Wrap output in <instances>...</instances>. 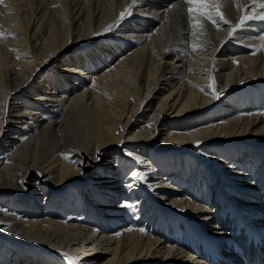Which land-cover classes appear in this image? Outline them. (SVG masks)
Segmentation results:
<instances>
[{
	"label": "bare ground",
	"instance_id": "bare-ground-1",
	"mask_svg": "<svg viewBox=\"0 0 264 264\" xmlns=\"http://www.w3.org/2000/svg\"><path fill=\"white\" fill-rule=\"evenodd\" d=\"M221 2L0 0V264H264V0Z\"/></svg>",
	"mask_w": 264,
	"mask_h": 264
},
{
	"label": "snow or ice",
	"instance_id": "snow-or-ice-1",
	"mask_svg": "<svg viewBox=\"0 0 264 264\" xmlns=\"http://www.w3.org/2000/svg\"><path fill=\"white\" fill-rule=\"evenodd\" d=\"M184 2L186 5L185 10L189 14V18L192 19L194 27H203V25L199 19L192 15L193 13H199L217 27H219V24L215 18L217 16L225 24L230 23V21L225 19L224 13L221 11V8L223 7L221 0H184ZM260 6L264 8V4H261ZM236 7L241 8L243 5L237 4ZM252 18L253 17L248 15L241 17L240 24L238 26H242L246 20ZM259 18L264 19V16H260ZM233 32H235V28H233ZM0 35H3V33H0ZM192 47L196 48L197 45H192ZM261 47H264V45H261ZM216 95L218 96L219 94L217 93ZM131 174L133 176L138 175L136 172Z\"/></svg>",
	"mask_w": 264,
	"mask_h": 264
},
{
	"label": "rangeland",
	"instance_id": "rangeland-1",
	"mask_svg": "<svg viewBox=\"0 0 264 264\" xmlns=\"http://www.w3.org/2000/svg\"><path fill=\"white\" fill-rule=\"evenodd\" d=\"M164 140L165 139L161 138V139L158 140V142L160 143V142H163Z\"/></svg>",
	"mask_w": 264,
	"mask_h": 264
}]
</instances>
